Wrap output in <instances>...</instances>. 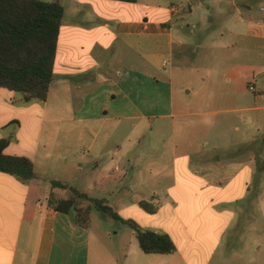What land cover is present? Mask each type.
Listing matches in <instances>:
<instances>
[{
    "label": "crops",
    "instance_id": "obj_1",
    "mask_svg": "<svg viewBox=\"0 0 264 264\" xmlns=\"http://www.w3.org/2000/svg\"><path fill=\"white\" fill-rule=\"evenodd\" d=\"M59 1L65 16L47 101L23 104L0 88V142H9L4 153L29 158L36 174L23 181L0 172V264L107 262L103 247L92 260L90 226L49 207L51 197L68 198L67 191L52 189V181L108 202L123 219L170 236L177 248L145 254L132 229L126 253L114 264H264V44L261 51L243 50L242 63L261 65L255 71L230 58L239 39L264 42V17L248 5L242 14L237 0H215L225 7L216 14L223 27L218 34L212 20L191 19L209 0ZM174 6L179 13L171 12ZM196 29L199 43L191 36ZM226 36L233 49L220 48L226 86L218 88L222 108L216 112L178 109L172 73L166 82L137 63L167 73L176 59L202 53L203 39ZM128 57L132 62L114 78L111 63ZM105 69L111 79L98 77ZM54 85L63 96L56 105ZM214 113L236 114L240 121L248 115L252 129L242 132L239 121L226 145L210 146L209 131L197 143L201 133L187 126ZM156 125L170 131H156ZM154 138H167L171 146ZM98 189L103 197L94 198ZM142 202L157 212L147 213Z\"/></svg>",
    "mask_w": 264,
    "mask_h": 264
},
{
    "label": "trees",
    "instance_id": "obj_2",
    "mask_svg": "<svg viewBox=\"0 0 264 264\" xmlns=\"http://www.w3.org/2000/svg\"><path fill=\"white\" fill-rule=\"evenodd\" d=\"M65 16L63 4L57 0H0V88L20 96L23 104L46 102L54 81L58 39ZM8 141L0 142V172L23 181L36 179L33 162L26 157L4 153ZM52 189L67 191L68 198L59 201L52 197L49 207L70 214L76 224L89 228L91 211L131 227L145 254H173L177 248L170 236L144 230L132 220L123 219L108 202L90 198L87 194L61 182L52 181ZM149 214L157 208L140 203Z\"/></svg>",
    "mask_w": 264,
    "mask_h": 264
},
{
    "label": "rangeland",
    "instance_id": "obj_3",
    "mask_svg": "<svg viewBox=\"0 0 264 264\" xmlns=\"http://www.w3.org/2000/svg\"><path fill=\"white\" fill-rule=\"evenodd\" d=\"M237 4L241 9V13L245 14L246 10L244 6H250L253 9L254 15L258 17H264V12L261 10L264 9V0H237ZM212 9L207 11L208 7ZM225 7L220 2H215V0H209L206 7L201 9V12L193 18L192 20H196L197 18H201V20H212L214 27L216 26V30L218 34L221 32L222 24L221 20L217 17V12L220 9H224ZM201 13V15H200ZM237 14V13H235ZM185 16V15H184ZM190 25L192 26L193 22L190 21ZM230 24L234 23V18L230 17ZM196 33L191 35L196 42L199 43V30L196 29ZM211 33V32H210ZM212 33L210 34V36ZM231 39L229 36H226L224 39L222 37H216V40L213 41L212 37L210 39H203L202 43L204 44V50L202 53L196 54L193 58H183V59H176L174 61L173 67H169L167 69V73H160L158 71L152 70L149 68L147 63H142L140 60L137 62L139 67H142L144 70H149L153 76L160 78L163 81H170V73H172V82L174 88V96L176 100V107L178 109L184 108L186 111H190L193 113L198 112H216L220 108L217 105V94L218 88L220 85L226 86V83L223 81L222 73L227 65V60L223 57L220 48L222 46L230 45ZM237 46L234 51L237 52L236 56H231V61L237 62L240 67H245L247 70H257L258 67L261 65H253L252 63H242L245 61L243 58V50L248 49L252 51H261L262 49L259 47L264 42L261 43H253L241 41V39L237 40ZM108 55V52H107ZM106 60V58H105ZM132 62L131 58L127 59H117L111 63V69L114 71L113 77L116 78L117 70H122L126 66H129ZM231 62V63H232ZM232 67V66H230ZM107 70V69H105ZM100 71V70H99ZM98 77H104L106 79H111L112 75L108 73V70L105 71L103 75L98 73ZM233 79V83H236L235 78ZM252 83H254V79H250ZM224 83V84H223ZM163 94V93H162ZM58 98H63L61 96L60 90H58V86L54 85L52 92H51V99L55 100L54 104L56 105V100ZM66 99V98H65ZM72 99L69 101V105L66 107L71 108ZM232 106H229L231 108ZM66 113H69L67 110ZM241 116L236 114H229L224 116L222 114L214 113L210 114V116L205 118H194L196 122L192 126H187L188 131H199L201 134L198 135V139L194 138L197 143H203L206 131L210 132L209 136V143L210 146H219V145H226L228 141L233 140V138L237 135L235 133V127L239 124L241 120ZM241 122V130L242 132H247L249 129H252V123H249V116L246 115L245 120L242 119ZM186 125V124H185ZM183 124L180 126L179 129L182 128ZM110 127H107L109 129ZM130 129V127H129ZM156 131H170L169 125H156L153 128ZM223 132L227 133L225 138L222 135L218 138V135ZM229 137V138H228ZM151 138H148V140ZM160 141L161 146H168L170 145V140L168 141L167 138L164 139H153ZM165 140V142H164ZM193 141V138L191 139ZM171 146V145H170ZM194 159H197L194 157ZM94 198H101L103 197V193L101 190L92 191ZM67 197V196H66ZM65 197V198H66ZM119 197L117 198V202H114L116 210L119 212ZM115 196L112 197V200H115ZM90 230L94 236V243H93V253H92V260L97 259L99 255L98 252L102 249V253L105 255V259H107L106 263L103 264H114L116 262V258L118 262L120 261L121 257L126 253V243L130 236L133 233L131 227L120 224L116 222L114 219L104 217L100 212L93 209L91 211V222H90ZM94 261V262H95ZM113 262V263H112Z\"/></svg>",
    "mask_w": 264,
    "mask_h": 264
},
{
    "label": "built area",
    "instance_id": "obj_4",
    "mask_svg": "<svg viewBox=\"0 0 264 264\" xmlns=\"http://www.w3.org/2000/svg\"><path fill=\"white\" fill-rule=\"evenodd\" d=\"M171 12H172V13H179V12H180V9H179L178 7H176V6H174V7L171 9ZM250 90L254 91V90H255V87H254V86L250 87Z\"/></svg>",
    "mask_w": 264,
    "mask_h": 264
}]
</instances>
